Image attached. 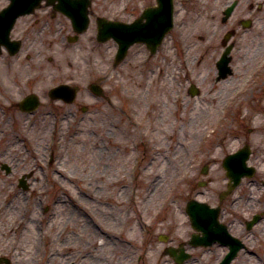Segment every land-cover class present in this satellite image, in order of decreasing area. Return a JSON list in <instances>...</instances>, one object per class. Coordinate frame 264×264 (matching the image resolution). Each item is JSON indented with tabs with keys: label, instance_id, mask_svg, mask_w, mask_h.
<instances>
[{
	"label": "rangeland",
	"instance_id": "rangeland-1",
	"mask_svg": "<svg viewBox=\"0 0 264 264\" xmlns=\"http://www.w3.org/2000/svg\"><path fill=\"white\" fill-rule=\"evenodd\" d=\"M228 1L178 0V11L182 7V12L199 9L202 13L181 24L177 16V25H185L184 35L194 28L195 34L207 36L220 25L208 12ZM244 1L260 4L263 13L253 17L246 33L249 39L236 42L232 75L222 82L214 81L218 42L197 43L188 37L189 49L178 51L181 43L173 44L178 58L170 65L162 49L151 56L136 44L113 68L114 44L95 41V17L131 21L154 0H92L89 27L75 43L67 42L72 32L64 17L51 21L39 11L37 25H29L32 18L18 22V33L26 36L23 51L28 57L26 53L16 59L1 56L0 81L9 85L17 78L22 91L38 94L42 105L32 114L12 118L0 110V152H6L0 162L15 159L18 174H32L26 191L9 186L16 177L0 181V202L9 205L3 211L5 218L16 217L21 231L6 239L16 242L14 248L1 251L8 264H173L163 250L190 233L186 201L195 198L217 204L226 180L222 178L220 186L214 171L223 154L241 146L242 138H253L244 135L256 120V124L264 122V66L255 74V85L242 92L245 98L237 101L241 96L237 94V102L228 107L223 103L238 90L249 67L248 57H259L264 51V34L254 30L257 26L264 30V0ZM68 80L81 87L75 103L49 100L47 91ZM95 80H103L105 99L85 90ZM190 83L198 86V95L187 93ZM253 94L261 99L257 110L251 105ZM3 98L5 94L1 102ZM235 134L237 138H231ZM261 146L255 144L251 157L258 172L244 179L223 204L222 218L230 232L246 242L231 264H264V220L251 232L242 224L253 212H264V197L257 201L264 181ZM210 159L205 176L210 182L198 186L199 170ZM126 214L129 220L121 229ZM35 216L37 222L30 225ZM25 231H30L28 236ZM101 232L109 237L107 245L95 238ZM159 235L168 236L167 243L160 242ZM225 250L214 245L196 251L185 264H217ZM152 252L155 258L150 260L147 256Z\"/></svg>",
	"mask_w": 264,
	"mask_h": 264
},
{
	"label": "water",
	"instance_id": "water-1",
	"mask_svg": "<svg viewBox=\"0 0 264 264\" xmlns=\"http://www.w3.org/2000/svg\"><path fill=\"white\" fill-rule=\"evenodd\" d=\"M158 4H159V8L153 10L152 12L146 11L142 17H145L147 19V23L144 24V26H142V24L140 23V21H138L136 24L138 25H134L133 27L130 28V31H126L125 33H130L131 36H129V39H140V40H145L146 43L150 44H156V42L158 41L159 36L162 34L163 29L165 27V21L167 19V15L169 14V9H170V0H157ZM68 12V10H65ZM151 11V10H150ZM70 13H74L77 14V9H72L69 11ZM165 13L167 15H165ZM81 19V18H80ZM116 32V28L115 27H106L104 29V33L108 34V33H115ZM130 40H124L121 43V49L120 52L118 54L117 60H120L125 51L126 48L128 47V42ZM236 184L234 183L233 185H230V187H234ZM198 205V206H194L192 207V205ZM187 210L189 211L190 214V218H191V222H192V226L197 229V230H201L203 233V237L198 241L199 244L201 245H207L210 242H207V237H211L212 235H214L215 239H228V237L225 236V234H223V232L220 228L216 229L213 228L211 229L210 224H209V219H208V215H207V211L206 207L200 204H196L194 202H190L188 204ZM215 215H217L215 213ZM201 221L202 224L195 226V221ZM225 231V230H224ZM213 241V240H211ZM236 252V248H232L230 250V253L224 258V260L220 263V264H228V262L231 260V258L233 257V255ZM173 254V253H172ZM186 255L182 252V250H180V254H178V256H176V262L177 263H181L184 259H185Z\"/></svg>",
	"mask_w": 264,
	"mask_h": 264
},
{
	"label": "flooded vegetation",
	"instance_id": "flooded-vegetation-1",
	"mask_svg": "<svg viewBox=\"0 0 264 264\" xmlns=\"http://www.w3.org/2000/svg\"><path fill=\"white\" fill-rule=\"evenodd\" d=\"M7 3H8V0H4V2L2 4H0V8L5 7L7 5ZM240 14L241 13L239 11V12L236 13V16L239 17ZM233 17H234V13L232 14L231 18H233ZM237 19H238L237 17H234V20L231 22V24L234 25L236 23V21H237V24L240 23V19H238V20ZM35 23H37V22H35ZM15 30H16V33H15V35L11 36V39L12 40H14V39L15 40H19L21 42L20 49L18 50V52L16 54V55H19V54L22 53V45H23L22 39L24 37L21 36L20 33H18L17 28H15ZM232 33L234 34V37L237 36V31L232 30ZM0 55H3L6 58L13 57V56H10L8 54V51H6V50H4L3 53H1ZM252 80L255 81V77ZM19 81L20 80L17 81V78H16V80H14L9 85H5L2 82H0V97H3L4 94H5V97H6V98H3L4 102L0 101V106H3V107H0L1 112L6 113V107H4V105H7V104L10 106L11 110L16 111V102H15V92H16V90H18V96H20V98H22V92L19 91V90H21L20 87H19V85H20ZM253 85H255V83ZM259 101H261L260 98H259ZM247 132H248L247 137H249L253 133V131L251 129H248ZM242 144H247V139L245 137H244V140H243ZM3 157H6V153L5 152H0V158H3ZM2 163L3 162H0V181H5L7 177H12L13 178L14 176L12 174L17 171V162H16V160L15 159L10 160V162L8 163L9 166H8L7 170H1V164ZM12 185H13V183L10 182L9 186H12ZM15 195H13L12 197H14ZM4 204H5V200H2L0 202V247H3V246L4 247L1 248L0 252L3 249H6V247H7V246H5V242H6V245H7V241H6L7 237L4 235L5 231H3L5 229V222H6V219H7V218H5V213H3V211L6 210V206L7 205L6 204L4 205ZM243 229L246 230L244 227H243ZM6 234H7V230H6ZM202 250H205V249L202 248Z\"/></svg>",
	"mask_w": 264,
	"mask_h": 264
},
{
	"label": "bare ground",
	"instance_id": "bare-ground-1",
	"mask_svg": "<svg viewBox=\"0 0 264 264\" xmlns=\"http://www.w3.org/2000/svg\"><path fill=\"white\" fill-rule=\"evenodd\" d=\"M260 34H262L261 32H260ZM220 174V173H219ZM221 175V174H220ZM218 179H219V176L217 177ZM125 204V203H124ZM8 207H9V205H8ZM24 208H25V206H24ZM128 216L129 215H125V220H123V222H122V224H121V229H124L125 227H126V225H127V220H129V218H128ZM10 219L12 220V219H14V217H11V218H7L6 219V222H5V229L3 230V231H5V233H4V235L6 236V230H9V229H6V228H11V229H13V227H14V224H15V221H14V223L12 224V222H10ZM37 217L35 216V217H33L31 220H30V225L31 224H34L35 222H37ZM120 219V218H119ZM18 228H20L19 226H18ZM3 229V228H2ZM1 229V230H2ZM120 229V230H121ZM264 230V229H263ZM123 230H121V232H122ZM40 232V231H39ZM121 232L119 233V235H122L121 234ZM25 233H26V236H28L29 235V233H30V231H28V232H26L25 231ZM263 233H264V231H263ZM105 234H106V232L105 233H103V232H101V234H99V236H95V238L97 239L98 238V240H101L102 241V245L103 244H105V245H107V240H108V238L109 237H107V239L106 238H104L105 237ZM94 236H93V238H94ZM101 245V246H102ZM70 247V246H69ZM86 249V248H85ZM86 252V251H85ZM78 254H80V253H78ZM87 255H89L90 256V254L88 253ZM147 258L149 259L150 258V260H153L154 258H155V253L154 252H152V253H150V254H148V256H147ZM30 259H32V258H30ZM93 259V258H92ZM29 260V259H28ZM107 261H109V260H107Z\"/></svg>",
	"mask_w": 264,
	"mask_h": 264
}]
</instances>
